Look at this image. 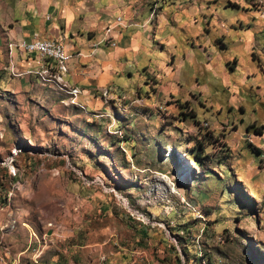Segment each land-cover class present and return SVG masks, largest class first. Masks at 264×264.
I'll return each mask as SVG.
<instances>
[{
    "label": "rangeland",
    "instance_id": "rangeland-1",
    "mask_svg": "<svg viewBox=\"0 0 264 264\" xmlns=\"http://www.w3.org/2000/svg\"><path fill=\"white\" fill-rule=\"evenodd\" d=\"M164 1L162 13L169 16L177 4H189ZM199 3L203 13L193 18L207 32L205 53L194 36L187 41L192 30L163 23L162 35L173 37L166 49L137 56L136 67L126 70L130 78L103 76L111 85L96 95L97 110L85 101H79L84 108L74 105L51 82L27 94L0 90V203L6 206L9 177L26 181L12 206L26 216L27 234L48 235L32 242L28 259L18 264L33 258L98 264L113 257L133 264H264V92L258 81L264 78V21H258L264 0ZM217 18L230 19L231 27ZM232 31L255 37L246 52L233 48L239 38L231 44ZM224 40L229 54L221 62L213 47L220 52ZM189 51L197 62L183 61L177 71L182 87L173 75L142 72ZM207 63L220 71L211 73ZM6 81L0 71V89ZM128 88L132 92H123ZM102 112L107 116L98 118ZM199 146L202 159L193 161ZM15 147L10 160L17 172L10 176L3 160ZM61 231L75 236L55 243L53 234Z\"/></svg>",
    "mask_w": 264,
    "mask_h": 264
},
{
    "label": "crops",
    "instance_id": "crops-1",
    "mask_svg": "<svg viewBox=\"0 0 264 264\" xmlns=\"http://www.w3.org/2000/svg\"><path fill=\"white\" fill-rule=\"evenodd\" d=\"M160 1V7H158V0H0V71L7 78V85L1 87L0 90L13 94H27L32 88L37 89L38 86L45 85L36 74L46 64L45 60H41L35 53L25 54L16 48L20 42H31L34 35L39 39L56 41L62 39L65 50L73 55L68 62L67 73L63 76L62 82L69 87L81 89L83 95H80L75 101L78 104H80L79 101H85L95 110L99 108V100L96 97L99 90L103 89L102 86L111 85V83L102 81L103 76L126 75L127 78H130L132 75L126 73V70H130L132 64L136 67L137 56L149 55V49L153 51L166 49L165 44L171 42L173 37L169 33L162 35V32L164 33L161 27L163 23L172 25L178 31L192 30V33H188L187 41L192 40L194 36L195 43L200 44L197 49L203 53L205 47L202 44V36L207 32L200 30V26L193 18L197 12L203 13V8L199 3L201 0H189L187 6L177 4L174 9L175 13H170L171 16L162 13L165 1ZM117 17L121 18V25H115ZM228 20L229 23L230 19ZM258 21L261 23L264 19ZM213 22L211 19L210 25ZM217 22L227 28L231 27L221 19H218ZM177 26L181 29H178ZM106 29L109 31L107 32ZM230 38L233 40L231 44H234V39L239 38L237 45L232 46L234 49H242L245 52L247 46L252 45L251 43H254L255 39L250 35V31L243 32L242 36L232 31ZM225 40L219 44V46L221 45L220 52L215 43L213 47L221 62L226 60L229 54L226 53L227 48L223 45ZM192 42L194 43V40ZM186 59L191 63L197 62L195 53L189 51L183 54L181 59L176 60L175 57H171L168 63H164L163 60L157 61L155 69L143 66L142 72L150 74L156 70L162 76L173 75L174 80L181 86V78L177 71L180 70ZM262 60L264 61V56H262ZM206 68L213 74L220 71L216 70L217 66H211L209 63L206 64ZM248 71L254 72V69L250 68ZM53 74L57 75L56 72ZM236 78L239 85V76ZM262 80L264 78L258 79L261 83V90L264 92ZM129 84L132 83L129 81ZM49 85L56 88L57 91L65 93L72 100L64 90L61 91L62 84L54 81ZM166 88L170 89L168 85ZM123 92L130 93L132 91L128 88ZM100 93L102 95V91ZM88 96H92V98H88ZM67 102L63 101L61 105H67ZM96 115L100 116H97L98 118L107 116L104 112ZM18 167L22 169L21 166ZM53 181L51 179L49 182ZM25 184L26 181L23 182L19 178L14 180L9 177L8 188L5 195L2 196L6 206L0 203V237L8 250L5 262L2 264H18L20 261L28 259L27 250L31 243L40 241V237L45 239L48 236L47 232L43 234L30 231V234H27L26 229H30L26 225V216L20 209H17L18 207L12 206L19 199V197L17 199V194L22 191ZM70 196L72 197V195ZM63 214V225H67L66 214ZM11 222H15L13 228H10ZM51 234L49 233V236H52ZM53 235L57 237L54 239L55 243L65 242L66 239L70 240L69 237L75 236L72 232L63 231ZM134 261L124 262L123 259L113 257L111 261L98 264H133ZM25 264L80 263L52 258L38 261L33 258L27 260Z\"/></svg>",
    "mask_w": 264,
    "mask_h": 264
},
{
    "label": "built area",
    "instance_id": "built-area-1",
    "mask_svg": "<svg viewBox=\"0 0 264 264\" xmlns=\"http://www.w3.org/2000/svg\"><path fill=\"white\" fill-rule=\"evenodd\" d=\"M121 24H122L121 18L117 17L115 19V25H121ZM16 48H18L21 52L25 54L35 53L38 55V57L41 60L45 58L56 59V64H60L61 67L63 68V76L67 73L68 62L73 57L72 54H69L65 50L62 39H61V46H52L51 39H39L36 35H34V38L31 42L29 43L20 42V44H18ZM36 74L40 75V70ZM47 76H51V75L47 74ZM63 76L55 77L56 82L61 84V79L63 78ZM73 91L76 93V98L82 95L81 91H76V90ZM120 201L122 202L121 199ZM0 247H1L0 258L5 259L6 255L8 254V250H7V246L2 241L1 237H0Z\"/></svg>",
    "mask_w": 264,
    "mask_h": 264
},
{
    "label": "bare ground",
    "instance_id": "bare-ground-1",
    "mask_svg": "<svg viewBox=\"0 0 264 264\" xmlns=\"http://www.w3.org/2000/svg\"><path fill=\"white\" fill-rule=\"evenodd\" d=\"M106 31L108 32L109 29H106ZM51 45L52 46H61V40H57V41L56 40H51ZM44 60H45L46 64L41 69L39 77H40L41 81L51 82V83L53 82L54 83V81L56 82L55 77H61V76H63V68L61 67L60 64H56V59H54V58H45ZM53 72H56L57 75L55 76L53 74ZM47 74H50L51 76H47ZM61 84H62L61 85V88H60V89H62L61 91L64 90L69 96H71L72 103L74 105H79L80 107L84 108V106L82 104H78L75 101V99H76V93L73 91V90L81 91V89H78V88H75V87L72 89V87H69L66 84H64L62 82V79H61ZM106 93H107L106 90H103L102 91V97L103 98L106 97ZM19 149L20 148L15 147V149L11 150V154L3 160V162H4L3 164H5L6 167L10 170V172H9L10 173L9 174L10 176H16L17 170H16L15 166L13 164H11V161L12 160H10V159H11L12 156L15 155V153ZM142 219H144V217ZM0 254H1V247H0ZM0 259H2V258H0Z\"/></svg>",
    "mask_w": 264,
    "mask_h": 264
},
{
    "label": "trees",
    "instance_id": "trees-1",
    "mask_svg": "<svg viewBox=\"0 0 264 264\" xmlns=\"http://www.w3.org/2000/svg\"><path fill=\"white\" fill-rule=\"evenodd\" d=\"M130 141V140H129ZM120 144L123 143L124 145L128 143L127 140H122L119 142ZM198 149V150H197ZM191 155V158L193 161H199L202 159V157L200 156L201 154V146H199ZM239 183V182H238ZM207 264H210L209 260H207Z\"/></svg>",
    "mask_w": 264,
    "mask_h": 264
},
{
    "label": "water",
    "instance_id": "water-1",
    "mask_svg": "<svg viewBox=\"0 0 264 264\" xmlns=\"http://www.w3.org/2000/svg\"><path fill=\"white\" fill-rule=\"evenodd\" d=\"M124 202V204L126 205V202L125 201H123ZM127 206V205H126ZM133 214V213H132Z\"/></svg>",
    "mask_w": 264,
    "mask_h": 264
}]
</instances>
